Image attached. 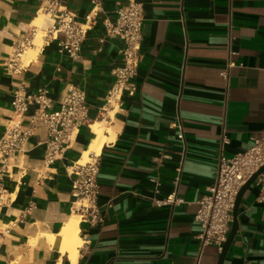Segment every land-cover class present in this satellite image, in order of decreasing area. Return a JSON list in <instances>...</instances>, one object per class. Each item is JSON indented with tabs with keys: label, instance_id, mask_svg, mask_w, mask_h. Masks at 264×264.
<instances>
[{
	"label": "crops",
	"instance_id": "0c3cea01",
	"mask_svg": "<svg viewBox=\"0 0 264 264\" xmlns=\"http://www.w3.org/2000/svg\"><path fill=\"white\" fill-rule=\"evenodd\" d=\"M126 2L102 0L77 58L60 52L53 36H42L34 56L8 73L16 39L31 28L45 32L53 19L38 10L40 0H0V136L20 85L46 89L54 107L69 87L82 89L89 124L101 121L114 131L112 138L105 131L93 151L100 159L97 200L104 219L91 226L77 217L81 243L72 263L59 235L76 216L66 168L95 134L81 126L63 156L45 164L38 141L46 132L36 128L2 177L12 201L0 210V264H195L201 228L193 215L214 181L220 152L244 150L250 136L264 130V0H141L136 90L104 110L123 43L106 35L103 20H113ZM66 3L78 20L90 8L89 0ZM229 48L233 65L224 78ZM171 192L178 200L157 201ZM257 192L251 184L242 194L222 264H264V201ZM218 256L206 245L199 263L216 264Z\"/></svg>",
	"mask_w": 264,
	"mask_h": 264
},
{
	"label": "built area",
	"instance_id": "2783aa9c",
	"mask_svg": "<svg viewBox=\"0 0 264 264\" xmlns=\"http://www.w3.org/2000/svg\"><path fill=\"white\" fill-rule=\"evenodd\" d=\"M89 1V10L83 20H78L66 0H40L38 10L53 19V24L42 36H53L58 50L71 59L78 57L86 33L101 9L102 0ZM142 25L141 0H127L115 9L113 20H103L106 35L116 36L123 43L120 49V63L112 69L113 83L107 90L101 106L104 110L105 107L120 105L124 94L132 95L136 90L134 78L140 59ZM36 33L37 30L31 28L16 39L12 54L5 63L8 73H14L23 67L21 54L28 47L34 46ZM232 53L233 50L229 48L226 67L220 71L224 78L228 77V70L233 65L230 59ZM11 104L12 115L0 136V210L12 201V192L6 189L2 177L15 165V159L22 155L26 141L35 133L36 128L42 126L45 129L46 135L38 144L44 147V163L50 164L61 158L72 145L81 126L90 125L85 93L76 87H69L54 107L46 89L39 88L32 92L20 85L13 92ZM176 126L179 129L177 137L183 140L181 125ZM250 140L251 143L246 149L230 156L220 152L214 181L197 200L193 217L201 230L197 234L199 251L195 264H200L199 254L204 246L214 245L218 252L221 251L230 229L236 194L243 183L264 164V130L260 134L251 135ZM224 142L226 137L222 133L220 148ZM165 157V153L159 155V158ZM80 158L81 156L66 168L70 177L71 211L80 221L91 226L101 224L104 218L97 200L100 159L93 152L88 153L83 161ZM251 184L258 188L256 199L264 201V171L258 173ZM157 193L156 187L153 194ZM176 200L178 198L175 192H171L157 201L166 204Z\"/></svg>",
	"mask_w": 264,
	"mask_h": 264
},
{
	"label": "bare ground",
	"instance_id": "6f19581e",
	"mask_svg": "<svg viewBox=\"0 0 264 264\" xmlns=\"http://www.w3.org/2000/svg\"><path fill=\"white\" fill-rule=\"evenodd\" d=\"M36 25V24H35ZM44 34V33H43ZM42 34V35H43ZM42 35L40 39L42 38ZM36 37V35H35ZM34 37V39H35ZM33 39L34 47H28L22 54L21 58L23 61H27L30 57L34 56L37 48L41 45V41H35ZM40 41V42H38ZM92 132L95 134V137L90 141L87 149L82 153L80 160L83 161L87 158L88 153L93 152L96 150L99 141L101 140L103 133L106 131L109 133V138H112L114 135V131L111 127H105L101 121H94L90 124ZM95 153V152H93ZM96 154V153H95ZM77 216H72L69 220L62 226L59 235H60V248L62 251H67L72 263L75 262L77 253H78V246L81 243V239L78 235V228H77ZM49 240H53L54 237L49 235ZM59 237V236H58Z\"/></svg>",
	"mask_w": 264,
	"mask_h": 264
},
{
	"label": "water",
	"instance_id": "95a60500",
	"mask_svg": "<svg viewBox=\"0 0 264 264\" xmlns=\"http://www.w3.org/2000/svg\"><path fill=\"white\" fill-rule=\"evenodd\" d=\"M264 171V164L259 167V169L254 172L244 183L243 185L239 188L236 197H235V201H234V206L232 208V221H231V225H230V229L229 232L227 234V237L225 239V241L223 242L222 245V249L219 252V256H218V260L216 264H222L223 259L226 255L227 249L229 247V244L232 240V238L234 237V234L236 232V227H237V222H236V214H237V209L240 203V199L242 197V194L244 193V191L251 185L253 179L256 177V175L260 172Z\"/></svg>",
	"mask_w": 264,
	"mask_h": 264
},
{
	"label": "rangeland",
	"instance_id": "374dc122",
	"mask_svg": "<svg viewBox=\"0 0 264 264\" xmlns=\"http://www.w3.org/2000/svg\"><path fill=\"white\" fill-rule=\"evenodd\" d=\"M44 32L43 31H41V30H39L38 29V31H37V34H36V37H35V41H37V40H40L41 41V39H40V37H41V35L43 34ZM40 41H38V42H40ZM86 159V158H85Z\"/></svg>",
	"mask_w": 264,
	"mask_h": 264
}]
</instances>
